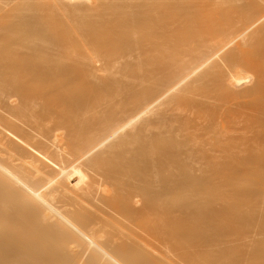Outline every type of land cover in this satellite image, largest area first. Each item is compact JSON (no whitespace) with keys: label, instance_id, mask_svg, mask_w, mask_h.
I'll return each mask as SVG.
<instances>
[{"label":"bare ground","instance_id":"obj_1","mask_svg":"<svg viewBox=\"0 0 264 264\" xmlns=\"http://www.w3.org/2000/svg\"><path fill=\"white\" fill-rule=\"evenodd\" d=\"M262 160L264 0H0V264H264Z\"/></svg>","mask_w":264,"mask_h":264},{"label":"rangeland","instance_id":"obj_2","mask_svg":"<svg viewBox=\"0 0 264 264\" xmlns=\"http://www.w3.org/2000/svg\"><path fill=\"white\" fill-rule=\"evenodd\" d=\"M259 166H260V171H259V173H255V174H245V175H241V176H238V177H236L235 178V180H236V184H237V191H239L240 192V194H241V197L243 198H241L242 200H243V202H242V200H241V206L243 207V208H245V210H241V211H245L246 212V214L248 213L247 211H249L250 212V214H251V212H252V214H255V219H256V222H257V219L258 220H261V219H263L264 220V207H263V205H262V207H260V203H264V199H263V197H264V160H262V161H260L259 162ZM252 182H253V184H252ZM257 184V185H256ZM258 184H259V186H258ZM255 185V186H254ZM239 186V187H238ZM240 188V189H239ZM253 188H254V190H253ZM255 189H257V190H255ZM251 190H252V193H251ZM260 190V191H259ZM262 191V192H261ZM250 193H251V195H250ZM255 193V194H254ZM257 193V194H256ZM253 194V195H252ZM260 194H261V196H260ZM248 195V196H247ZM256 196H259V197H256ZM247 197H249V201H248V198ZM261 197V198H260ZM252 198V199H251ZM253 198H256V199H253ZM246 199V200H245ZM250 200H251V202H250ZM254 200H256V201H254ZM258 200V201H257ZM262 200V202H260ZM245 201V202H244ZM254 201V202H253ZM253 202V203H252ZM246 203V204H245ZM250 203V204H249ZM257 203V204H256ZM260 205H259V204ZM255 205H259V207L261 208V211H260V214H262L261 216H258L257 214H259V211L258 210H260V208H258L257 206H255ZM248 206V207H247ZM250 206V207H249ZM251 206H254L253 208H251ZM247 208V209H246ZM249 208V209H248ZM256 208V209H255ZM241 209V207H239V210ZM251 209H253V211H251ZM258 212H257V211ZM255 212V213H254ZM254 224H256L254 221H252ZM251 222V223H252ZM261 224L262 223H260V224H257L256 226H261ZM255 226V227H256ZM256 227L255 228V230L258 228V230L259 231H263L264 232V226H261V227ZM254 227V226H253ZM263 232H261V234L263 235L264 233Z\"/></svg>","mask_w":264,"mask_h":264}]
</instances>
